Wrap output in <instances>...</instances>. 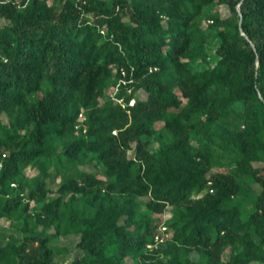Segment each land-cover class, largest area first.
Returning a JSON list of instances; mask_svg holds the SVG:
<instances>
[{
  "label": "trees",
  "instance_id": "trees-1",
  "mask_svg": "<svg viewBox=\"0 0 264 264\" xmlns=\"http://www.w3.org/2000/svg\"><path fill=\"white\" fill-rule=\"evenodd\" d=\"M0 20V220L22 221L17 240L0 231V264H221L230 246L227 264H264V0H0ZM121 69L128 110L108 97ZM157 124L171 139L151 151ZM241 178L261 188L245 216ZM160 228L172 237L151 252ZM69 237L62 263L51 243Z\"/></svg>",
  "mask_w": 264,
  "mask_h": 264
},
{
  "label": "rangeland",
  "instance_id": "rangeland-1",
  "mask_svg": "<svg viewBox=\"0 0 264 264\" xmlns=\"http://www.w3.org/2000/svg\"><path fill=\"white\" fill-rule=\"evenodd\" d=\"M214 12H216L222 20L226 19L229 15V10L225 6H222V5L217 6ZM208 19H209L208 17L202 16L200 20L197 21L196 26L199 28L202 37L200 40H196L194 45L197 47H203L206 54L208 55V58H210V63H212V58L218 47L219 41L217 40L215 36L216 31H217V26ZM4 24H5V21L0 20V27H2ZM12 121L13 119L8 118L6 116H2L0 118V137L3 136L9 130ZM233 122L234 121H232L229 118L227 121L219 124L217 127L218 131L220 132L225 127H228L229 123H233ZM171 134H172L171 131L169 129H166L163 124H157V133L154 137L149 139L148 149L151 151H155V150L165 147L167 143L169 142V140L171 139ZM222 162L224 163L223 166L221 168L217 167L215 171H226L230 173H236V168L232 167L229 164V162H225V161H222ZM257 166L263 167L264 163L258 164ZM100 173L101 172H98L97 175L101 176ZM35 174H36L35 171L32 170L31 168H29L25 173L28 179L33 178ZM241 180L247 187V189L245 190L244 194L241 197V200L244 203L243 215L245 216L251 211V206H250L251 192L255 191L256 193H259L261 191V188L259 187V185H256L251 180V178H241ZM61 181L62 180L60 178H56V177H52L47 180L46 190L48 192V196L46 197V200H45L46 202H50L53 200L54 192L60 186ZM42 205H43V202H38V201L33 202L31 204L32 213L39 211ZM145 210L146 209H143V211ZM155 216L161 221V227H162L164 223H166L167 221H169L170 219L174 217V208L167 207L163 213L157 214ZM21 224H22V221L13 223L9 220H0L1 235L5 238L11 237L12 239L17 240L20 237V230L18 226ZM29 226H31V223L29 224ZM168 233H169V239H170L172 237V234H171L172 232H168ZM160 235H162V228H160ZM77 242H78L77 237L65 238L60 243L52 242L51 247L55 251V259L62 263L71 262L75 257L79 255V251L76 248ZM160 247H163L164 249L166 247V242ZM64 249H67L69 252L64 253L63 252ZM233 252H234L233 246H230L229 248H227L221 258L220 263L227 264L230 261V258ZM190 259L194 264H204V263H201L200 257L196 253H194L190 257ZM135 263L136 261L132 258H128L126 260V264H135Z\"/></svg>",
  "mask_w": 264,
  "mask_h": 264
},
{
  "label": "built area",
  "instance_id": "built-area-1",
  "mask_svg": "<svg viewBox=\"0 0 264 264\" xmlns=\"http://www.w3.org/2000/svg\"><path fill=\"white\" fill-rule=\"evenodd\" d=\"M127 77H128L127 72L124 69H121L120 78L118 82L110 88V91L108 93V97L110 98V100L120 105L122 109L124 110L133 108L136 103L135 98H130L129 100L127 99L129 96L132 95L133 88H126L127 94L124 97H119L123 87H127L128 85H131L134 83L133 74L130 75L131 77L130 80H128ZM0 168H1V165H0ZM166 232H167V229L162 228V235H157L155 237L154 243L148 246L149 251L152 252L154 249H159L160 246L165 244L166 238H169V235Z\"/></svg>",
  "mask_w": 264,
  "mask_h": 264
}]
</instances>
